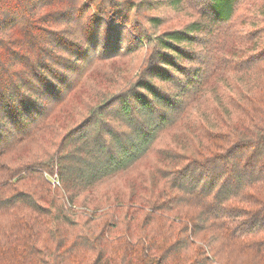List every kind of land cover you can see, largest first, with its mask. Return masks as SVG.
I'll return each mask as SVG.
<instances>
[{"label":"trees","instance_id":"16d2710c","mask_svg":"<svg viewBox=\"0 0 264 264\" xmlns=\"http://www.w3.org/2000/svg\"><path fill=\"white\" fill-rule=\"evenodd\" d=\"M244 1L204 0L203 17L185 28L150 37L140 29V44H151L142 72L124 91L102 94L80 123L63 125L54 112L75 89L72 57L91 47L120 52L137 3L0 0V264H264V27L253 32L257 49L231 65L237 91L228 102L215 93L222 114L204 120L192 150L182 147V164L125 201L96 191L146 156L207 88L208 67L182 62L199 60L191 49L200 33L231 24ZM89 11L96 29L86 31ZM103 28L111 32L101 46ZM56 126L68 131L48 159L12 164L19 146ZM44 171L58 175L59 188Z\"/></svg>","mask_w":264,"mask_h":264},{"label":"rangeland","instance_id":"374dc122","mask_svg":"<svg viewBox=\"0 0 264 264\" xmlns=\"http://www.w3.org/2000/svg\"><path fill=\"white\" fill-rule=\"evenodd\" d=\"M160 1L135 0L138 8L132 14L127 29L124 30L121 51L117 54L111 56L102 50H96V47H91L88 56L81 51L74 54L73 69L66 75L68 82L75 89H70L72 93L67 98L64 108L59 107L54 112L57 118L63 121V125H66V120L67 124L69 122L73 125L80 123L88 114L89 107L97 103L102 94L124 91L130 82L142 72L149 58L151 44L146 42L140 44L138 40L140 36L136 34L140 29L145 28L149 37L159 35L185 28L192 21L199 20L205 13L204 0H182V3L176 6L169 5L166 1L161 5ZM78 4L81 5L82 0H78ZM262 9H264V0H245L238 7V14L231 24L223 26L219 32L216 27L209 26L200 33L199 40L193 44L191 49L199 60L193 62L184 60L182 63L187 70L200 64L202 67L207 66L210 75L207 80L208 89L205 88L202 92L193 94L187 99L183 113L177 116L172 126L160 133L159 140L146 156L128 171L104 181L96 189L98 199L117 197L125 201L135 194L141 195L142 188L151 178L161 179L160 171L165 173L168 168H175L182 164L180 158L183 153L182 147L186 145L188 150H192L198 135L204 132L206 126L204 120L209 116L222 114V110L214 100L215 93L220 94L223 100L228 102L231 95L230 89L237 91V81L232 72V68L236 66L231 65L242 64L244 59L257 49L261 36L253 32L264 27V16L261 14L264 10ZM112 13L111 15H114V12ZM154 15H159L163 19L158 26L150 21V17ZM84 20L88 22L86 31L96 29L90 25L92 21L90 11L85 15ZM207 30L210 32L209 35ZM110 32V29L103 28L94 42L102 43L108 38ZM78 33L76 38L80 42L82 38L80 35L83 32ZM15 35L16 33H13L10 37ZM103 44L104 42L101 46ZM214 87L216 92L212 90ZM67 131L62 126L43 128L42 131L37 132L36 138L27 145L25 151L19 146L16 156L20 157L13 158L12 164L18 165L23 160L45 161L57 151L59 142ZM192 154L195 155V153ZM44 173L53 182L54 189L60 187L56 173L49 171H44ZM155 174H158V177ZM38 181L37 179L33 184L37 192L41 185ZM77 209L89 212V209L82 203Z\"/></svg>","mask_w":264,"mask_h":264}]
</instances>
